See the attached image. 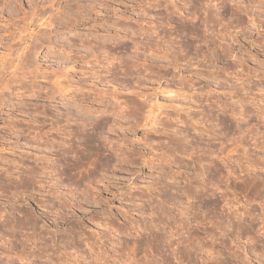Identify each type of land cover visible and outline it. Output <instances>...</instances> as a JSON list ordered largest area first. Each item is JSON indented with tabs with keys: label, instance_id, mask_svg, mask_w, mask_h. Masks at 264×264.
I'll list each match as a JSON object with an SVG mask.
<instances>
[{
	"label": "rangeland",
	"instance_id": "1",
	"mask_svg": "<svg viewBox=\"0 0 264 264\" xmlns=\"http://www.w3.org/2000/svg\"><path fill=\"white\" fill-rule=\"evenodd\" d=\"M45 1L0 0V264H264V3ZM87 134L105 158L64 175Z\"/></svg>",
	"mask_w": 264,
	"mask_h": 264
},
{
	"label": "bare ground",
	"instance_id": "2",
	"mask_svg": "<svg viewBox=\"0 0 264 264\" xmlns=\"http://www.w3.org/2000/svg\"><path fill=\"white\" fill-rule=\"evenodd\" d=\"M17 1V0H16ZM22 1V0H21ZM42 1H44L45 3H47L48 4V1H45V0H42ZM41 0H40V2H42ZM208 1V0H207ZM210 1V0H209ZM211 1H213V0H211ZM215 1V0H214ZM222 1V0H221ZM44 2H43V4H44ZM228 2H233V0H223V4L222 5H225L226 3H228ZM239 2V1H238ZM52 3V2H51ZM241 3V2H240ZM259 3H261V4H263L264 2H262V1H260L259 0ZM231 4V3H230ZM49 5V4H48ZM51 5V4H50ZM49 5V6H50ZM79 5V4H78ZM221 5V4H220ZM43 6V5H42ZM44 6H45V4H44ZM54 7V6H53ZM81 7H82V5H81ZM50 8V7H49ZM48 8V9H49ZM73 8V7H72ZM230 8V7H229ZM234 8V7H233ZM32 9V8H31ZM71 9V8H70ZM21 10V9H20ZM50 10V9H49ZM217 10V9H216ZM23 11V10H22ZM33 11H34V9H33ZM42 11V10H41ZM44 11V10H43ZM52 11H54V10H52ZM29 12V11H28ZM30 12H31V10H30ZM36 12H40V11H36ZM36 12L34 13H32L31 15H30V13H29V17L28 16H26L27 15V12L26 13H19V15L20 16H22V17H20L19 16V19L20 20H25L26 22L25 23H27L28 22V20L27 19H30V20H32V17L34 16L35 17V14H36ZM36 15H38V14H36ZM40 15V14H39ZM42 15V14H41ZM65 15H67V14H65ZM16 16V15H15ZM24 16H26V17H24ZM69 16H71V17H73L72 15H67V16H65L64 18L66 19V21L65 22H68L69 23V25L70 26H72L73 25V23H79V21H81V20H79V19H75L74 17V19L73 18H71V19H73V20H71L70 18H69ZM11 17V16H10ZM14 17V16H13ZM17 17V16H16ZM37 17H39V16H37ZM76 17V16H75ZM63 18V19H64ZM79 18V17H78ZM13 19V18H12ZM11 18H9V20H12ZM56 19V18H55ZM72 21H70V20ZM29 20V21H30ZM53 19H51V20H49V21H52ZM15 21H16V19H15ZM14 20H13V22H15ZM48 21V23L46 24V26L48 25V26H51V25H53V22H49ZM55 22H57L56 20H54ZM17 22V21H16ZM16 22L14 23V26H16L17 24H16ZM31 22V21H30ZM29 22V23H30ZM260 22V21H259ZM18 23H20V22H18ZM32 23V22H31ZM254 23V22H253ZM11 25H13L12 23H11ZM10 25V26H11ZM23 25H24V22H23ZM56 25V24H55ZM59 25V24H58ZM68 25V24H67ZM75 25V24H74ZM73 25V26H74ZM18 26H20V25H18ZM13 27V26H12ZM24 27H26V28H23V26L22 27H20L21 28V30H23L24 29V31L23 32H25V30H27V28L29 27L28 26V24H25V26ZM18 29V28H17ZM30 29V28H29ZM47 29V28H46ZM21 30H19V33H18V35L19 34H21L22 33V31ZM12 34V33H11ZM28 34V33H27ZM41 34V33H40ZM39 34V35H40ZM17 35V36H18ZM159 35V34H158ZM13 37H14V35H12ZM27 36V35H26ZM13 37H12V39H13ZM18 37H20V36H18ZM18 37H15V38H18ZM25 37V35L23 36L22 35V38H24ZM163 37V36H162ZM21 38V37H20ZM20 38H18V40L20 39ZM161 39V38H160ZM163 39V38H162ZM27 38L25 39V43H27ZM164 41H165V39H163ZM14 41V40H13ZM22 41V40H21ZM35 41V40H34ZM17 42H19V41H17ZM20 43V42H19ZM18 43V44H19ZM163 43V42H162ZM21 44H23V43H21ZM40 44V43H39ZM15 45H16V43H15ZM14 45V46H15ZM158 44H156L155 43V45H151L150 44V47L148 48V46H149V44L147 45V47H145V48H147L148 50H153V52L154 51H160L161 49H160V47H158L157 46ZM39 46V45H38ZM37 46V47H38ZM145 46V45H144ZM36 47V46H35ZM136 47V46H135ZM135 47H134V49H135ZM209 47V46H208ZM21 48V47H20ZM167 49V48H166ZM216 49V48H215ZM214 49V50H215ZM226 49V48H225ZM24 50V49H23ZM29 50V49H28ZM224 50V49H223ZM127 51V50H126ZM164 51V50H163ZM216 52H217V49L215 50ZM215 51H213V53L211 54V55H213L215 58H218V56H225L226 55V52H225V50L224 51H222L221 50V52H220V50H219V52L221 53V55L219 54V53H214ZM229 51V50H228ZM227 51V52H228ZM21 52H22V50H21ZM23 53V52H22ZM145 53V52H144ZM157 54H159V53H157ZM135 55V54H134ZM230 55V54H229ZM22 56H23V54H22ZM163 58H164V62H163V60H162V64H160V65H155V64H153V65H149L150 67H149V74H147L148 76L149 75H151L152 73H154V75H155V77H153V78H155V79H160L161 78V76H160V70L161 69H168V67L169 66H174L175 68H178V66H179V62H178V60L177 59H175L176 57H169L168 56V54L167 53H164L163 54ZM162 58V57H161ZM167 58H169V59H167ZM220 58V57H219ZM152 60V59H151ZM157 60V59H156ZM153 62H154V59L152 60ZM179 63V64H178ZM111 64V63H110ZM156 64H157V62H156ZM159 64V63H158ZM22 66V65H21ZM142 66H144V68H145V63H143L142 64ZM146 67H148V65L146 66ZM156 67V69H153V68H155ZM159 67V68H158ZM160 69V70H158V69ZM17 69V68H16ZM148 69V68H147ZM145 70H146V68H145ZM156 70V71H155ZM147 71V70H146ZM165 74H169L168 73V70L167 71H165L164 72ZM146 75V77H148ZM145 76V75H144ZM173 76V75H172ZM179 76V75H178ZM175 77V75L172 77V78H174ZM152 79V75L150 76V78H148V80H151ZM114 80V79H113ZM143 80V79H142ZM174 80V79H173ZM144 81V80H143ZM187 81V80H186ZM172 83V82H171ZM182 85H183V87L181 86L179 89H177L176 90V88H175V91H172V90H169V91H167V93L168 94H170V95H174V97L176 98V97H178V96H184V89H185V84H186V82H185V80L183 81V79H182V81L180 82ZM187 83H188V81H187ZM61 83H57L56 81H53L52 82V85L53 86H56L58 89H60L59 88V85H60ZM115 85V84H114ZM169 88V87H168ZM19 89V88H18ZM113 89V88H112ZM115 93V92H114ZM83 95V94H82ZM90 95V94H89ZM84 96V95H83ZM144 96H147V94L146 93H143V92H137V91H133V92H131V96H128L127 95V97H125L124 98V101L122 102L123 103V105L125 106H123V108H127L128 109V111H130V110H132V111H134L135 113H137V114H141V116H142V122L144 123V126H147V127H150L151 128V131H153V133H155V134H163V133H165V131H166V126H168V125H170L168 122H171L170 121V117H171V115H170V113L169 114H162V113H159L158 115H156L155 114V111L157 110H159V109H157L156 108V105H154V104H152V103H150L151 101H149V100H147V98L148 97H146V98H144ZM115 97H116V93H115ZM160 107V106H159ZM145 109H146V111H145ZM161 109V108H160ZM223 111V110H222ZM161 112V111H160ZM224 112V111H223ZM175 113V112H174ZM173 114V113H172ZM223 114V113H222ZM161 115H164V117H161ZM199 115V114H198ZM173 116V115H172ZM178 116H180V115H178ZM174 117V116H173ZM176 117V116H175ZM201 117H203V116H201ZM200 119L201 118H199V119H194L193 117H191L190 116V114L189 113H187L186 114V117L184 116V118H181V117H179V118H173V120L174 121H176L175 123L177 124L178 122H180L181 124H184L187 128L188 127H191L195 132H196V130H198L197 129V127H198V125H201L203 122H201L200 121ZM219 122L220 123H222V124H225L226 126H228V127H230V123L228 124V122H230V121H227L226 119H224V118H222V116L221 117H219ZM206 121V120H205ZM233 122V121H232ZM173 123V122H172ZM174 123V124H175ZM179 124V123H178ZM232 125V124H231ZM232 127V126H231ZM230 127V128H231ZM204 130L205 131H207L208 130V127H204ZM150 131V130H149ZM177 131V130H176ZM179 132V131H178ZM86 136V142H87V146H88V150H84V152H81V153H79V154H77L76 155V157H74L75 159L74 160H72V161H69L68 163H67V166L68 167H66V168H64L63 169V173H64V175H66V176H69L68 174H70V172L72 171V170H76V169H78V168H80V166H81V164H84V163H87L89 166H91V170H96L97 169V166L99 165L97 162H94V159H92L91 160V158L92 157H96V159H100L101 157L103 158L104 156H105V154H104V148L101 146L102 145V143H101V145H100V143H97L96 142V140L92 137V136H90V135H85ZM84 136V137H85ZM160 157V156H159ZM105 158V157H104ZM102 160V159H101ZM97 161V160H96ZM200 164V163H199ZM101 165V164H100ZM69 166L71 167V168H69ZM48 174V173H47ZM50 175V174H49ZM71 175V174H70ZM72 176V175H71ZM172 235V234H171ZM172 237V236H171ZM184 247V246H183ZM187 249V248H186ZM132 261V260H131ZM130 261V262H131ZM129 262V263H130Z\"/></svg>",
	"mask_w": 264,
	"mask_h": 264
}]
</instances>
